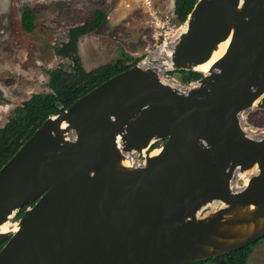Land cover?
<instances>
[{"label": "water", "instance_id": "obj_1", "mask_svg": "<svg viewBox=\"0 0 264 264\" xmlns=\"http://www.w3.org/2000/svg\"><path fill=\"white\" fill-rule=\"evenodd\" d=\"M263 97L264 0H195L0 167V264H189L264 237V130L242 122Z\"/></svg>", "mask_w": 264, "mask_h": 264}, {"label": "rangeland", "instance_id": "obj_2", "mask_svg": "<svg viewBox=\"0 0 264 264\" xmlns=\"http://www.w3.org/2000/svg\"><path fill=\"white\" fill-rule=\"evenodd\" d=\"M0 0V127L14 107L33 93L48 92V71L71 61L55 52L67 40L69 28L87 22L96 10L106 17L97 29L78 39V51L86 70L115 61L121 54L142 57L157 42L148 26L149 8L172 16L173 0ZM35 13L32 32L20 23L21 10ZM178 80V74H171ZM246 127L264 130V108L259 105L242 115ZM241 184V180L238 181ZM203 264H211L205 262ZM243 264H264V238L253 244Z\"/></svg>", "mask_w": 264, "mask_h": 264}, {"label": "trees", "instance_id": "obj_3", "mask_svg": "<svg viewBox=\"0 0 264 264\" xmlns=\"http://www.w3.org/2000/svg\"><path fill=\"white\" fill-rule=\"evenodd\" d=\"M194 2L195 0H173V14L178 25L184 21ZM105 17L106 13L103 10H96L87 22L69 28L67 40L55 48V52L61 57L68 58L71 64L68 68L59 65L50 69L48 71V87L50 91L33 93L21 105L14 107L10 112L7 122L0 127V167L47 116L66 108L76 98L82 96L94 86L132 66L141 58H133L128 54H121L115 61L90 70L84 68L78 51V39L101 26ZM20 23L25 32L33 31L35 13L29 6H25L21 10ZM169 73H177L178 81L181 84L188 83L200 76L197 72L186 70ZM258 105L264 108V97ZM160 143L161 141L156 142L154 146ZM25 206L22 207L18 216L22 214ZM255 243L189 264H203L205 262L211 264H243L250 253L251 246ZM2 244H0V247Z\"/></svg>", "mask_w": 264, "mask_h": 264}, {"label": "built area", "instance_id": "obj_4", "mask_svg": "<svg viewBox=\"0 0 264 264\" xmlns=\"http://www.w3.org/2000/svg\"><path fill=\"white\" fill-rule=\"evenodd\" d=\"M148 5H150V1H146ZM148 13L150 18L147 23L148 26L152 27L153 33L152 37L157 42L160 38H169L171 37L177 30L178 26L175 25L172 16L170 14L162 13L160 10L156 8H149ZM163 77L166 81L180 83L176 78L170 76V73H164Z\"/></svg>", "mask_w": 264, "mask_h": 264}, {"label": "bare ground", "instance_id": "obj_5", "mask_svg": "<svg viewBox=\"0 0 264 264\" xmlns=\"http://www.w3.org/2000/svg\"><path fill=\"white\" fill-rule=\"evenodd\" d=\"M224 47H225V44H221V45H220V48H219V50H218V52H216V53L213 55V58H215L216 56H218L219 54H221V52L223 51ZM207 65H208V64H205V65L201 66V68H202V69H206V68H207ZM154 152H155V150H154Z\"/></svg>", "mask_w": 264, "mask_h": 264}, {"label": "flooded vegetation", "instance_id": "obj_6", "mask_svg": "<svg viewBox=\"0 0 264 264\" xmlns=\"http://www.w3.org/2000/svg\"><path fill=\"white\" fill-rule=\"evenodd\" d=\"M82 64H83V63H82ZM84 68H85V67H84ZM89 70H90V69H89ZM262 238H263V237H262ZM262 238H260V239H262ZM260 239H259V240H260ZM259 240H257V241H259ZM260 241H261V240H260ZM255 242H256V241H255ZM255 242H253V243H255ZM251 244H252V243H251Z\"/></svg>", "mask_w": 264, "mask_h": 264}]
</instances>
